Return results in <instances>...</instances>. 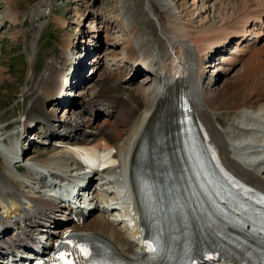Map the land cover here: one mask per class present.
I'll return each mask as SVG.
<instances>
[{
  "label": "bare ground",
  "instance_id": "bare-ground-1",
  "mask_svg": "<svg viewBox=\"0 0 264 264\" xmlns=\"http://www.w3.org/2000/svg\"><path fill=\"white\" fill-rule=\"evenodd\" d=\"M13 1L16 0H4L6 9L0 12V23L4 19L13 23L18 19L19 9L10 8ZM159 1L162 2L161 8H167L163 10V17L153 4L154 0L116 2L117 8L113 11L112 17L106 20V24L109 27L114 19L122 18L121 25L127 33L117 42L122 44L125 52L123 57L125 64H117L113 72L104 71L94 83H90L91 91L83 92L79 100L82 102V111L76 113L72 106L67 110L70 105L67 103V107L64 108L66 118L67 115L75 118L73 120H70L72 117L65 118L60 122L55 119V109L47 111L45 104L48 100L57 105H59L57 101L63 103L67 99L66 92L69 91L71 94L76 85L83 83L85 76L83 70L86 71L84 58L99 42L90 45L89 41L83 42L84 38L81 41L78 37L81 36V32L86 31L80 30L79 27L76 32L63 34L59 55H52L45 63L42 72L34 76L31 64L37 42L36 36L45 21L44 17L49 16V19L53 23H58L61 28L68 24L63 13L54 14L50 11L45 15L41 11V2L43 6L51 7L50 0H39L24 13L30 15L29 32L31 31L33 39L29 49H26L29 63L27 77L23 79L24 83L18 85L17 91L18 96L29 98L26 106V102L24 103L22 113L24 120L21 126L30 128L34 123H39L38 125L43 126L41 131L36 128L34 131L44 136H55V142L74 144L93 140V144L103 151H109L112 145L113 156L117 159V163L108 168L100 178L104 179L108 176L114 179L119 187L122 185L119 194L120 206L122 202L124 208L130 205L133 212L125 211V215L115 221L111 214L105 212L102 204L95 200L93 206L99 213L96 212L91 219H83L80 226L83 229L97 231V234L114 243L122 253L124 250L128 251L132 245L138 247L140 230L137 227L136 216L137 213L140 215V208L136 196L132 197L128 187L129 179L133 178L137 183L149 186L153 197L158 194L161 199L164 198L165 203L173 206L172 210H162L155 214L154 200L151 201L147 196L144 200L152 219H156L161 224L165 223L167 227L173 228L179 225L185 228L183 233H177L172 237L174 243L185 241L196 233H208L218 240L220 238L224 240L226 233L242 237L246 234L250 235L253 231V222H250V231L245 230L241 223L217 211L214 198L206 195L209 193L203 189L197 175L198 165L193 156L198 154L184 142L185 136L179 129L182 123L176 120L180 114L175 106L177 95L181 92L191 95L190 87L192 83L195 84V78L196 83L203 78L205 67L202 59L205 54L222 50L224 45L232 40L235 41L234 49L232 46L227 54L222 55L220 62L229 66L225 68L226 71L236 62H240L241 74L236 79L225 80L216 92L210 91L204 94L202 109L199 110L190 103L191 114L195 118V127L200 137L202 135L200 122L204 123L210 141L217 146L222 166L231 169L233 175L247 182L248 186L260 187L264 192V0ZM209 11L211 12L208 13ZM81 20L77 24L81 23ZM108 27L106 26V30ZM93 28L90 31L94 34L96 30ZM17 31L15 29L10 36L13 37ZM115 43H110V47L106 43L107 50L113 56L118 53L115 51ZM186 50H189L188 53H195L198 57L194 66L188 62ZM96 55L92 58L93 65L99 67L101 60ZM143 69L151 76L145 81L150 80L152 86L147 88L137 86V89H131L130 85L125 87L120 84L121 81L125 82V79L131 78V75ZM191 69L200 73L198 78L194 74L192 81L186 78L189 75L186 74ZM4 70L5 67L0 63V83L4 82L5 76H11L9 73L6 75ZM127 74L129 75L125 78ZM212 84L211 78L205 88L210 89ZM68 100L69 98L66 101ZM213 110H217L224 118L221 120L215 117L222 127V123L229 120L230 126L227 129L230 130L229 127H232V130H224L227 135L225 138L219 137L215 132L210 120V113ZM100 111L104 113L103 122L95 120ZM57 125L65 130L68 127L71 134L66 132L61 135L55 134ZM1 128L3 127H0V130ZM23 133L24 131L20 140L18 139L19 142L25 136ZM49 144L45 151L51 153L49 152L43 162L40 158L43 150L36 149L35 154L31 155L27 154L28 150H31V145L27 149H22L25 146L21 145V147L18 144L20 150L27 151L24 157L31 161L27 166L31 176L42 177V167L51 177L52 175L55 177L57 171L66 174L62 179L75 174L77 168L73 164L76 161L72 159L68 162L66 158L72 157V149L66 145L60 146L56 143L51 145V142ZM6 145L11 149L14 157H17L19 152L14 147V143L8 139ZM58 147H63V150L60 151ZM14 159L18 161L17 158ZM139 162L143 163L144 167L150 166L151 170L147 169L145 172L141 169L137 170ZM2 167H5V164L0 167V178L4 174ZM163 168L165 171L161 172ZM93 176V173L89 175L88 181ZM78 179L81 180V177ZM38 189L32 184L29 189L31 194L28 195L44 199ZM1 195V211H4L6 218H11V215L13 219L16 218V211L20 210L16 196L7 194L9 200L6 201ZM190 202L195 205V211L190 209ZM41 209L48 210L47 213H42L44 216H52L53 212L50 213L49 209L44 207ZM16 220L19 221L17 218ZM70 225L80 227L74 223ZM8 226L7 221L0 219V232L4 233ZM26 228L25 225L20 232L25 234ZM64 228L66 227L61 228L60 232ZM16 243L15 239L11 242V244ZM3 248L6 253V245ZM254 253L256 250L251 248L246 256L251 257Z\"/></svg>",
  "mask_w": 264,
  "mask_h": 264
},
{
  "label": "rangeland",
  "instance_id": "rangeland-1",
  "mask_svg": "<svg viewBox=\"0 0 264 264\" xmlns=\"http://www.w3.org/2000/svg\"><path fill=\"white\" fill-rule=\"evenodd\" d=\"M50 1L52 4L51 7L43 6V2H41L42 4L41 11L45 15L49 14L50 11H53L54 14H56V12L61 13V14L63 13V16L66 19L67 21L66 23L68 25L66 27L61 28V26H59L58 23L57 24L53 23L52 20L49 19V16L44 17L45 21L42 24V26L39 28L37 36H36L37 42L35 45L36 47H35V52L33 55L34 58L31 64V69H32V72L34 73L33 74L34 76H38L42 72V69L45 63L50 59V57H52V55L54 54L59 55V52L61 49L60 41H61V37L63 36V34L73 33L74 31L76 32L77 28L79 27L80 30L83 29V31L84 30L86 31V32H81V36L78 37V38H81V41L84 38L83 42L85 43V41H89L90 45H93V44L95 45L97 44V42H99V44L96 47H94L91 50V52L89 51L90 53L88 52L84 58V61L86 63V71L85 69L83 70V72L85 73V76H83L84 77V81H82L83 83L79 84V86L76 85L74 89H72L71 94L69 93V91L66 92L67 94L65 97L67 99L69 98V100L66 101L67 100L66 99L65 100L66 102L63 101V103L61 104L59 101H57L59 105L55 104V102L52 103V101L48 100L45 104V109H47V111L53 108L55 109L54 110L55 119L60 122L61 120H64L66 118V114H65L66 112L64 111V108L67 107V103H70L69 107H67V110L70 109V106H72L74 108V112L77 113L78 111L79 112L82 111L83 110V108H81L82 102H80L79 100L83 96V92L89 93L91 91L92 87H90L91 86L90 83H94L97 80V78L100 77L99 75H101V73H103L104 71L113 72L116 70L117 64H121V65L125 64V58H123L125 52L122 48V44L118 43L117 41L118 40L121 41V39L125 37L127 31L121 25L122 18L121 20L117 18L116 20L114 19L113 22L110 23L109 27H108V24H106V20H108L109 17H112L114 13L113 11H115V8H117L116 2L118 0H50ZM210 1L212 2L214 0H210ZM38 2L39 0H16L14 2L15 4L14 3L10 4L11 9L12 8L14 10L19 9V12L17 14L18 19L16 20V22L13 23L9 20L4 19L0 23V63L2 66L5 67L4 71L6 72V75H8V73L11 74V76L9 77L5 76L4 82L0 83V127L3 126L6 129L5 133L9 131L13 132L15 131V128L18 130L20 129V123L16 122V120L22 116V113L24 111V103L26 102L25 106L28 104V100H29L28 97L25 98V97H22L21 95L19 96L17 95L18 85L24 83V80L27 77V69L29 67V63L26 58V49H29V46L33 39L31 31L29 32L30 15L29 14L24 15V13L25 11H28L31 5L35 3L37 4ZM160 3L162 2H160L159 0L158 1L154 0L153 2L157 10L159 11L161 17H163L164 11L167 10V8L166 9L161 8L163 6ZM3 9L5 11L6 3H4V0H0V12H2ZM210 12L211 11H209L208 13ZM79 20H81L82 22L77 24ZM104 25L105 27H102ZM106 26L108 27V30H106ZM92 27H94L93 29L96 30L94 34L90 31ZM15 29L18 31L14 34L13 37H11L10 34ZM114 42H116L115 51L118 52L116 56H113L112 54L109 53V50H107V44H106L108 43L109 44L108 47H110L111 46L110 43L112 44ZM231 44H232L231 42L229 44L226 43L222 50H216V51L214 50L212 53H209V54L206 53L205 56L203 57L202 63L205 67V71H204L205 74H203V78L201 80H198L197 83H196V78H195V81H194L195 84L192 83L193 85H191L190 87L195 97L197 98L196 104L194 102L197 109L200 110L203 108L204 103L202 101V96L204 94L210 91H212L213 93L216 92L218 88H220L221 85L225 82V80L236 79V77L241 74L242 66L240 62L239 63L236 62V64H234L232 68L230 70L228 69L227 71L225 68L229 66L226 63L224 64V62H220L221 59H219V54L220 53L221 55L227 54L228 52H226L225 49L227 48V46L229 47V45ZM230 48H232V45L230 46ZM230 48H229V51H230ZM233 49H234V44H233ZM188 51L189 50L185 51L188 62H190L194 66L195 65L194 62L198 60V57L196 56L195 53H191V52L188 53ZM96 54L98 55V57H100V60H101L99 67H96L93 65L92 58H94ZM190 71L186 74V75L188 74L190 75L186 77V78L191 79L190 81L193 80L194 74H195V77L197 78H198V75L200 76L199 72L196 73V71L192 69ZM130 73H131V70L129 71V74ZM129 74H127L125 78ZM150 77L151 76L148 75L146 71L143 69L142 71L135 72V74L131 75V78L129 77L125 79V82L124 80L121 81L120 84L125 87L130 85V87H132L131 89H134V88L137 89V86L147 88V87L152 86V83L150 81L148 82L145 81L146 78H150ZM211 78H212L213 84L210 89H207L205 88V86L207 85L208 80ZM219 98L221 97L219 96ZM75 104H78V105L75 106ZM211 112L212 113H210L211 115L210 120L215 127L216 134L221 138H225V136L227 135L226 133H224L225 132L224 130L226 131L232 130V127H229L230 130L227 129L228 126H230L228 123L229 120L225 121L223 125L224 128H223L218 125L217 121L215 120V117L217 116L221 118V120H224V118L220 114H218L219 112L217 110H213ZM103 114L104 113L102 112L101 114V111H100L99 115L97 116V118H95V120H99L100 122H103L105 120L103 118L104 117ZM70 117L72 116L67 115L66 119H70ZM73 118H75V116H73L70 120H73ZM23 120H22V123H23ZM37 124H34V129L40 128L39 126H37ZM41 127L43 126L41 125ZM55 129L56 131L54 133L58 135L59 134L61 135L64 132L71 134L68 127L66 129L67 131L65 130V128L59 125H57ZM39 131H41V128L39 129ZM38 133L40 134V132ZM24 134L25 136H23V138H21V142H19L20 140V132H19V134L17 135L19 140L17 139V141H18V144H20V146L21 145L26 146L27 143L31 145V150H28L27 154H31V155L35 154L36 149L40 151L46 150L50 146L49 144L50 142H51V145L53 143H56L57 145V142H55V137L52 138L50 136L49 142L47 144H41L39 143L38 139L47 140L45 137H40L36 133L34 134V133H29V132L28 133L24 132ZM13 135L14 133L7 135V137L10 136L12 138ZM16 146L18 147V145ZM22 149H27V148H22ZM47 152L48 151H43L42 153H44L45 155H48L49 152L51 153V151H49L48 153ZM1 163H2V160L0 158V167L3 166ZM12 167L13 166L11 165V163H9L8 168H7L8 169L7 173L10 175L8 176V178L5 177L6 175L5 176L3 175L0 178L1 180L0 185L6 184L5 186L6 189H11L15 196H18L19 198L22 197L21 199L25 201L27 199V196L25 195L24 192L25 191L29 192L30 186L22 185L21 183H19L20 180L16 179V176L21 178L23 182V180H26V178H24L25 176L27 177L31 176V173H30L31 171H28L26 168H23L24 166H22L21 167L22 169L17 172ZM2 189L3 188L0 186L1 194L4 193ZM20 204L24 206L23 211L25 209L28 214H33V211L35 210L34 206L28 204L26 201L24 203L20 202ZM23 211L20 212V216L22 219V217L25 215L24 218L26 220V213ZM1 212L2 211L0 210V213ZM96 212H97L96 210H93V212L89 213V215L86 216V219L93 218V215H95ZM61 214H62V210L61 211L56 210V216H61ZM1 215H2L1 216L2 218H6V216L4 217L3 213H1ZM42 217L40 216L39 219L41 221H44V217H43V220H42ZM7 224L9 223L7 222ZM39 225H41L42 227L46 226L40 223ZM50 225L48 226V228L51 229L53 226L50 227ZM11 229L15 230L16 227L12 225L10 230ZM31 229L33 231H36V229L43 231L42 228L32 227ZM6 234L8 236H11V233L9 232V230L6 232Z\"/></svg>",
  "mask_w": 264,
  "mask_h": 264
}]
</instances>
